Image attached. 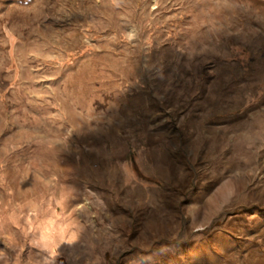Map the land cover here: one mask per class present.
Here are the masks:
<instances>
[{
	"label": "rangeland",
	"instance_id": "obj_1",
	"mask_svg": "<svg viewBox=\"0 0 264 264\" xmlns=\"http://www.w3.org/2000/svg\"><path fill=\"white\" fill-rule=\"evenodd\" d=\"M0 264H264V0H0Z\"/></svg>",
	"mask_w": 264,
	"mask_h": 264
}]
</instances>
